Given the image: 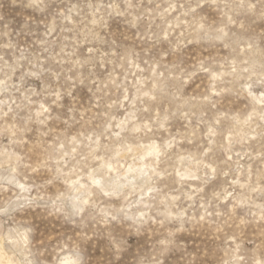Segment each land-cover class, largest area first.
<instances>
[{"label":"rangeland","instance_id":"1","mask_svg":"<svg viewBox=\"0 0 264 264\" xmlns=\"http://www.w3.org/2000/svg\"><path fill=\"white\" fill-rule=\"evenodd\" d=\"M264 264V0H0V264Z\"/></svg>","mask_w":264,"mask_h":264},{"label":"clouds","instance_id":"2","mask_svg":"<svg viewBox=\"0 0 264 264\" xmlns=\"http://www.w3.org/2000/svg\"><path fill=\"white\" fill-rule=\"evenodd\" d=\"M60 253L57 255L54 264H82L80 252L77 248H61ZM28 264H32V262L28 261Z\"/></svg>","mask_w":264,"mask_h":264},{"label":"bare ground","instance_id":"3","mask_svg":"<svg viewBox=\"0 0 264 264\" xmlns=\"http://www.w3.org/2000/svg\"><path fill=\"white\" fill-rule=\"evenodd\" d=\"M1 262V261H0Z\"/></svg>","mask_w":264,"mask_h":264}]
</instances>
